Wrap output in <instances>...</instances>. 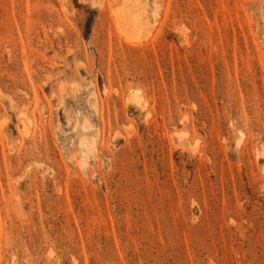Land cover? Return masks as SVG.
<instances>
[{"label":"rangeland","instance_id":"rangeland-1","mask_svg":"<svg viewBox=\"0 0 264 264\" xmlns=\"http://www.w3.org/2000/svg\"><path fill=\"white\" fill-rule=\"evenodd\" d=\"M0 264H264V0H0Z\"/></svg>","mask_w":264,"mask_h":264},{"label":"bare ground","instance_id":"bare-ground-1","mask_svg":"<svg viewBox=\"0 0 264 264\" xmlns=\"http://www.w3.org/2000/svg\"><path fill=\"white\" fill-rule=\"evenodd\" d=\"M142 12V11H141ZM121 13V12H120ZM133 22V21H132ZM131 25V24H130ZM131 27V26H130ZM137 30V29H136Z\"/></svg>","mask_w":264,"mask_h":264}]
</instances>
